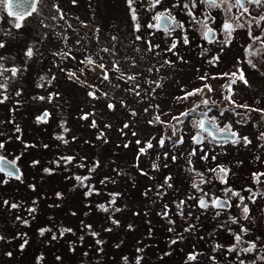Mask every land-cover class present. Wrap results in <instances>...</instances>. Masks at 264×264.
Listing matches in <instances>:
<instances>
[{"label": "rangeland", "instance_id": "1", "mask_svg": "<svg viewBox=\"0 0 264 264\" xmlns=\"http://www.w3.org/2000/svg\"><path fill=\"white\" fill-rule=\"evenodd\" d=\"M166 11L148 1L134 7L133 0L129 8L128 0H76L75 4L39 0L36 11L20 22L21 28L14 29L8 19L0 25V38L5 41L0 48L4 64L0 82L5 83L0 154L16 160L23 171L5 185L0 182V264H252L264 257V176L259 182L253 177L264 173V139L259 138L264 116L250 111L264 109V67L251 71L246 86L239 79L232 84L224 75L222 70L229 65L226 57L209 70L186 61L183 52L168 50L162 36L148 27ZM29 48L31 58L25 55ZM88 57L105 62L107 80L98 64L80 68ZM13 63L17 68L9 65ZM12 69H18L15 76ZM70 73L75 76L70 78ZM205 84L213 91L204 88L177 99ZM228 96L235 105L225 99ZM205 99L207 105L202 103ZM244 104L249 107H236ZM183 110L191 112L173 120ZM45 112L46 120L37 122ZM205 112L220 126L230 124L251 144L242 140L216 144L210 138L194 141L197 135L203 137L205 130L198 121ZM85 115L88 119L81 118ZM125 123L129 128L123 127ZM100 133L102 139L97 138ZM136 140L142 143L137 145ZM125 143L129 147H123ZM141 147L146 149L143 154ZM205 155L207 159H202ZM62 157L74 159L66 163ZM218 165L229 170L226 184L221 183V173L210 171ZM76 176L89 177L84 184L95 191L85 195L88 187L81 186ZM166 177L172 178L168 181L172 187L164 183ZM227 189L243 196V204ZM115 193L119 195L111 204ZM192 194L195 197L190 199ZM3 197L8 199L4 207ZM221 197L228 198L229 206L210 208ZM201 199L208 207L199 205ZM101 204L107 212L98 208ZM244 204L249 208L247 219ZM32 208L35 211L29 212ZM45 228L50 231L41 235L40 229ZM63 229L72 231L61 235ZM239 231L244 237L241 242L230 241ZM189 254L195 260H188ZM259 264H264L263 258Z\"/></svg>", "mask_w": 264, "mask_h": 264}, {"label": "flooded vegetation", "instance_id": "2", "mask_svg": "<svg viewBox=\"0 0 264 264\" xmlns=\"http://www.w3.org/2000/svg\"><path fill=\"white\" fill-rule=\"evenodd\" d=\"M142 1H148V5L152 2L155 3V0H134V7L141 4ZM191 2L192 0H161L158 5H163L167 8V11L162 14L174 17L173 23L178 22L183 27L177 26L167 29L164 26L158 27L157 19L155 21L153 19L149 25H154L151 27V29L154 28V33L150 29L148 30L149 34L150 32L152 34H160L168 50H172L175 53L183 52L181 54L186 61L202 65L204 70L217 67L220 64L219 61L226 57L229 65L224 67L225 69L222 71L228 74L229 79L238 80L240 74L243 73L245 79L250 80L249 74L251 71L256 73L259 68L264 67V19H261V17H264V0H261V3H256L255 0H252V3H245L247 11L234 6L235 0H228L227 4H221L218 8L208 7L200 3V0H196L197 6L193 9L191 8ZM185 5H188V7H185ZM229 7L231 8L230 11L228 10ZM178 8L181 9L180 12H176L175 9ZM189 11L192 12L191 16L188 15ZM31 15L32 12L30 15L26 13L24 18ZM5 19H8V23L14 29L16 28L15 24L23 20H17L14 15H9L7 0H0V25ZM225 20L231 22L235 29L232 31L231 43L227 45L224 43L226 36L222 29ZM238 24L243 26L236 27ZM209 29H212V31H208ZM185 37L189 41L187 44L184 43ZM254 37H259V39H254ZM0 43H5V41L0 38ZM173 45L175 47H172ZM216 57L218 59H214ZM94 64L100 66L101 64L105 65V62L102 60L96 61L88 57L84 63H80V68H83L82 70L84 71L86 66L94 68ZM9 65L17 68L14 63ZM2 67H4V64L0 63V68ZM98 71L100 74H107L108 76L106 67ZM233 73L236 75L233 76ZM0 85H3V87H0V100H2L4 99L5 83L0 82ZM34 117L36 119V116ZM218 127L224 128L220 125ZM227 141H220V143L216 144H224ZM13 153H16V151L13 150ZM14 155L17 156L16 154ZM0 157L9 158L10 156L1 153ZM9 159L19 167L20 173L17 175L19 177L23 172L21 166L16 160ZM17 176H8L6 172H0V182L5 185L11 178H16ZM5 201H8V199L3 197V207L7 204ZM220 201L223 202V205H227L223 200ZM238 234L242 235V232L239 231Z\"/></svg>", "mask_w": 264, "mask_h": 264}, {"label": "snow or ice", "instance_id": "3", "mask_svg": "<svg viewBox=\"0 0 264 264\" xmlns=\"http://www.w3.org/2000/svg\"><path fill=\"white\" fill-rule=\"evenodd\" d=\"M38 2H39V0H22V2L20 4L13 5L12 0H8V4H9V6L11 8H20L21 9V11H10L9 12V15H14L17 20H22L24 18V16H25L27 10H29V9L31 10V11H28L27 12L28 15H30L31 12H35L36 11V3H38ZM255 2L256 3H261V0H255ZM72 3L75 4L76 3V0H72ZM132 3H133V0H128L129 8H131ZM159 3H161V0H155V4H159ZM200 3L205 4V5H207L208 7H211V8H218L221 4H227L228 3V0H200ZM245 3H252V0H235V5L234 6H236L238 8H243L244 11H247V8L245 7ZM196 6H197L196 0H192V2H191V8L194 9ZM185 7H188V5H185ZM228 10L230 11L231 8L229 7ZM188 15L191 16L192 15V12L189 11ZM132 18H133V20H136V15H135V11L134 10H133ZM156 19L159 20L160 23H161V25L164 26L166 29L169 28V27H177V26L178 27H181V28L183 27V25L179 24L178 22L174 24L173 23L174 17H172L170 15L158 14L157 17H156ZM261 19H264V17H261ZM153 26L154 25H151V24L148 25V27H153ZM242 26L243 25H239L238 24L236 27H242ZM15 27L17 29H19V28L22 27V24L21 23H16L15 24ZM222 29H223V31L225 33V36H226V39H225L224 43L226 45L227 44H230L231 43L232 31L235 30L234 27H233V24L231 22H229L228 20H225L223 22ZM136 30L139 31V25L138 24L136 25ZM208 31H212V29H209ZM136 39L139 40V39H141V37L140 36H137ZM254 39H259V37H254ZM188 42L189 41H188L187 37H185L184 43L187 44ZM3 47H5L4 43H0V48H3ZM172 47H175V45H173ZM105 51H108V49H105ZM25 55L28 58H31L33 56V50L31 48H29L26 51ZM0 59H2V57H0ZM214 59H218V57H216ZM89 63H91V61H89ZM99 67L103 68L104 65L101 64ZM11 71H12L13 76H15L16 75V72L18 71V69H12ZM0 74H2V73H0ZM224 75H228V74L225 73ZM232 75L235 76L236 74L233 73ZM73 76H75V73H70L69 74V77L70 78L73 77ZM103 78L105 80H107L108 79L107 74H104V77ZM41 79H43V77ZM130 79H135V77H131ZM201 79L204 80V79H206V77H203L202 76ZM213 79H216V77H213ZM239 80L242 81L244 85H246V86L248 85V81H247V79H245L243 73L240 74ZM231 83L232 84H235V83H237V81L234 79V80H232ZM0 87H3V85H0ZM204 88H206L208 90V92H212L213 91V87L210 84H205L203 88H197L193 92H188L183 97H178L177 99H187L188 96L195 95V94H197L199 92H203L204 91ZM229 91L230 92L232 91L231 90V87H229ZM17 95H19V93H17ZM88 95L90 97L94 98V99L96 98V95H95L94 92H89ZM105 95H107V93H105ZM5 99H7V97H5ZM39 99H44V97H39ZM225 99L229 100L232 104L235 105V100H233L231 96L225 97ZM3 102H4V100H0V103H3ZM202 103L205 104V105H207L209 103V101L207 99H205V100L202 101ZM236 107L248 108L249 106L246 105V104H244V105H236ZM108 108L109 109H113L114 108V105L111 104V103H109L108 104ZM145 111H147V109H145ZM250 111L260 112L261 115L264 116V109H250ZM183 115L187 116L188 113H183ZM221 115H223V112H221ZM47 116H48V113L47 112L43 113L41 116L37 117V122H43V121H45L46 118H47ZM203 116L205 117V119H201V120L198 121V126L201 129H204L206 131L208 129H215V130H217V131H219L221 133H226L228 136H231L232 138H234V142H240L242 140L243 143H245V144H251L252 141L247 136H243V137L238 136V134L235 131L232 130V126L230 124L225 125L224 128H218V125H217V122H216V118L215 117H213L211 119H208L206 112L203 113ZM81 118L82 119H88V115H85V116H83ZM155 119H156L157 122H161L162 123V121H160V117L159 116H157ZM175 119H178V118H175ZM149 123H152V121H149ZM238 123H239V121H238ZM96 126H97L96 125V122H95V120H93L92 123H91V127H94L95 128ZM106 127H111V125H106ZM123 127L125 129H127V128H129V125L127 123H125ZM17 131H19V128H17ZM65 131H67V129H65ZM208 134L209 135H212L213 133L212 132H209ZM132 135L135 136V135H137V133L136 132H133ZM56 138L57 139H60V140H63V137H60V136H58ZM97 138L98 139H102L103 138V133H100V135ZM259 138L260 139H264V132H261L260 133ZM194 139H195V137H194ZM65 142H67V141H65ZM105 142H107V141H105ZM178 142H182V141H178ZM135 143L137 145H140L142 142L140 140H136ZM164 143H165V141L163 139H161L159 141V144L161 146H163ZM45 147H47V145H45ZM123 147L127 148V147H129V144L125 143L123 145ZM3 148H4V144L3 143H0V149H3ZM147 148L148 149L153 148V144L150 141L147 142ZM145 151H146V149L144 147H141L139 149V152L141 154L145 153ZM194 154L195 153H191V155H194ZM165 155L167 156V153H165ZM171 158H172L173 161H175L177 159L176 156H172ZM201 158L202 159H207V156L205 155V156H202ZM61 159H63L66 163H71L74 158L73 157H62ZM213 159H215V157H213ZM36 163H38V161H34L33 162V164H36ZM191 163H192V161L189 160V164H191ZM57 164H59L58 161H57ZM165 166H167V165H165ZM157 167H158V165H155V164L153 165V168H157ZM5 170H7V175L8 176H15L16 175V169L13 168L11 165L6 164L4 162V158L3 157H0V172H3ZM93 170L94 169H90V171H93ZM44 171L46 173H48V174H52V169H47L46 168V169H44ZM210 171L213 172V173H216V172L221 173L222 174L220 176L221 183H225V184L227 183V175H228V171H229L228 169L224 168L223 166H219L218 165L217 168L210 169ZM143 174L146 175V173H143ZM197 175L203 177V174L202 173H197ZM260 176H264V173H259V174L253 173V177H254V179L257 182H259ZM16 178H19V177L17 176ZM75 179L78 182H80V185L81 186L88 187V191L85 193V195H91L95 191L94 188L89 187L88 185H85L84 184V181L87 180V179H89V177H87V176H85V177L76 176ZM171 179H172L171 177H166L165 178V182L164 183L168 187H172V185L170 183H168V181H170ZM200 182L201 183H204L205 181L203 179H201ZM102 183H103V181H102ZM163 186L164 185H161L160 187H163ZM192 187L193 188H197L198 190H201L202 191V189H199V185L196 184V183H193L192 184ZM227 191L231 192L233 196H238L239 199H240V201H241V204H243V200H244V197L243 196H240V194L238 192H235L232 189H227ZM157 194L159 195L160 193H157ZM117 195H119V193L113 194V199L110 201L111 204H115V202H116L115 201V196H117ZM57 197L60 198L61 197V193H57ZM189 198L191 199L192 197H189ZM198 202H199V205L202 208L208 207V204L203 199L199 200ZM5 203H7V201H5ZM183 204H184V201H180V205H183ZM212 206L213 207L220 208V207H223L224 205H223V202L220 201L219 198H217V199H214L212 201ZM11 207L12 208H16L17 205L16 204H12ZM165 207H167V206H165ZM98 208L100 210H102V211H105V212L108 211V208H106L102 204L101 205H98ZM34 211H35L34 208L29 209V212H34ZM115 211H120V209L119 208H116ZM242 211L245 214L244 218L247 219L248 218L247 214L249 212V208H248V206L246 204L243 205ZM180 214L183 215L182 212ZM73 215H75V213H73ZM163 215H167V213L165 212ZM217 215H219V213H217ZM17 219H19V217H17ZM169 222L170 223H174V221H169ZM232 222L233 223H236L237 221L235 219H233ZM24 223L26 224L27 221H24ZM112 223L118 225L119 224V221L113 219L112 220ZM88 227H91V226L89 225ZM129 228H131V225H129ZM188 230H190V229H186V231H188ZM47 231H50V229H46V228L45 229H40V234L41 235H44V233L47 232ZM71 231H72V229H63V230H61V235H63L64 232H71ZM107 231H111V229H107ZM169 231H173V229L172 228H169ZM241 231H245L246 232L247 230L246 229H241ZM93 235H96V233H93ZM56 238L57 237L55 235H53L52 239H56ZM0 239H3V237H0ZM235 239L237 241H240L241 240V236L236 235L235 236ZM25 243H27V241H25ZM98 243H101V242L98 241ZM172 243H176V241L173 240ZM23 247H24V245H21V249H23ZM217 247H220V245H217ZM245 251H247V249H245ZM7 255L11 256L12 254L11 253H7ZM195 258L196 257L193 254H189V256H188V260H195ZM39 259H41V258H38V260ZM57 259H60V258L57 257ZM137 264H139V261H137ZM241 264H243V262H241Z\"/></svg>", "mask_w": 264, "mask_h": 264}, {"label": "trees", "instance_id": "4", "mask_svg": "<svg viewBox=\"0 0 264 264\" xmlns=\"http://www.w3.org/2000/svg\"><path fill=\"white\" fill-rule=\"evenodd\" d=\"M185 63V62H184ZM191 112V110L190 111H187V110H183L182 111V113L180 114V112H177V113H175V114H178L179 116H175V117H173V120H177V119H175V118H178V119H182L185 115H183V113H190ZM262 115H260L259 114V117H261ZM214 117V116H213ZM213 117H211V116H208V118L209 119H211V118H213ZM216 121H217V119H216ZM225 124H227V123H225ZM201 131V130H200ZM203 133V138L204 139H206V138H210L211 139V141L212 142H214V143H220V140H214L213 138H211L210 136H209V134H208V132H206V131H203L202 132ZM193 140L195 141V139L193 138ZM216 141H219V142H216ZM195 194H192V195H189L190 197H192L193 196V198L195 197L194 196ZM224 196H225V194H224ZM220 200H223L224 202H225V204L227 203V201H229L228 199H226V197H221V198H219ZM182 201H185V198L182 200ZM229 204L230 203H227V205H224L223 207H227V206H229ZM209 205H210V203H209ZM223 207H221V208H223ZM210 208H213L214 210H215V208L214 207H210ZM213 211V210H212ZM215 213H217V212H215ZM215 213H213L212 212V214H213V216H216L215 215ZM239 213V215L242 217V215L240 214V212H238ZM188 216H190L189 214H188ZM233 219H235V218H233ZM233 219L231 220V221H233ZM236 220V219H235ZM238 227V226H237ZM242 229H244V228H242ZM241 230V229H240ZM243 232V231H242ZM238 233L237 232H235L234 234H232L231 235V237H230V241L232 240V239H235V236L237 235ZM239 235V234H238ZM239 236H241V239L242 238H244L242 235H239ZM236 240V239H235ZM230 241H229V245L227 246V248H228V251L229 250H231L230 248H231V246H230ZM236 242H237V244L239 243V242H241V240L240 241H237L236 240ZM243 244L245 243V242H242ZM242 244V246L244 247V245ZM243 247H241V250L243 251ZM238 254H241L240 253V251L238 252ZM262 255V254H261ZM233 257V256H232ZM239 258V256H236V259H238ZM262 258L264 259V257H262L261 256V258H260V260L262 261ZM240 260V259H239ZM260 260H256L255 259V261H254V263H252V264H259L260 263Z\"/></svg>", "mask_w": 264, "mask_h": 264}, {"label": "water", "instance_id": "5", "mask_svg": "<svg viewBox=\"0 0 264 264\" xmlns=\"http://www.w3.org/2000/svg\"><path fill=\"white\" fill-rule=\"evenodd\" d=\"M21 2H22V0H12L13 5H18V4H20ZM7 8H8V10H9V12H10V11H21L20 8H11V7L9 6V4H8V0H7ZM28 11H31V10H30V9L27 10L26 13H27ZM157 26H158V27H162V25H161V23H160L159 20H157ZM201 119H205V117H203V118H201ZM218 128H219V127H218ZM202 130H204V129H202ZM205 131H206V130H205ZM207 131L213 133L212 135H210V137L213 138V139H215V140H224V139H228V140H231V141L234 140V138H232L231 136H228L226 133H221V132H219V131H217V130H215V129H208ZM200 138H201V136H199V135L195 136V140H198V139H200ZM3 158H4V162H5L6 164L11 165L13 168L16 169V175H17V174L19 173V168H18V166H17L15 163H13L12 161H10L8 158H5V157H3ZM5 172H7V170H5Z\"/></svg>", "mask_w": 264, "mask_h": 264}, {"label": "bare ground", "instance_id": "6", "mask_svg": "<svg viewBox=\"0 0 264 264\" xmlns=\"http://www.w3.org/2000/svg\"><path fill=\"white\" fill-rule=\"evenodd\" d=\"M199 136H201V138H200V139H198V140H201L203 137H202V135H199ZM224 140H226V139H224ZM195 141H197V140H195Z\"/></svg>", "mask_w": 264, "mask_h": 264}]
</instances>
